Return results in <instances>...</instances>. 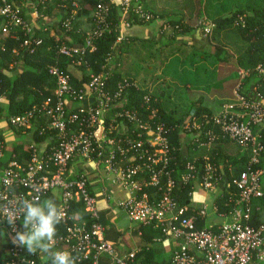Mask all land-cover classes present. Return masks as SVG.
Returning a JSON list of instances; mask_svg holds the SVG:
<instances>
[{"label":"built area","instance_id":"built-area-1","mask_svg":"<svg viewBox=\"0 0 264 264\" xmlns=\"http://www.w3.org/2000/svg\"><path fill=\"white\" fill-rule=\"evenodd\" d=\"M37 3L46 5L52 0H37ZM74 6L79 8L77 3ZM73 12L72 17L63 22L66 33L73 30L77 11ZM119 13L121 22L117 25L105 0H98L93 14L95 27L85 35L84 45L63 42L59 48L62 55L73 58L80 65L87 64V53L95 51V42L113 27L119 31L102 70L90 75L86 88H75L65 71L52 65L49 74L56 84L53 93L0 125V164L6 155L9 132L32 135L37 128L41 129V134L51 132L46 141L36 144L33 140L34 143L29 144L28 159L20 160L18 154H11L7 165L0 170V203L15 194L31 197L36 189L42 198L58 191L59 204L65 212L61 223L65 233L57 236L56 244L66 245L77 257V264L91 257L96 264L102 254L112 257L115 264H132L137 255L135 251L120 256L104 238L98 200L91 195V182L85 171L89 165L99 171L106 185H120L125 189L127 196L118 205L134 227L159 229L163 236L178 242L171 264H264V222L257 226L252 224L254 200L264 198V169L257 168L264 161V96L256 89L254 97L243 92L249 73L238 68L234 98L224 103L216 114L205 116L211 123L209 127L197 121L192 125L170 126L162 118L157 97L150 94L140 97L141 100L127 97L128 89H139L135 81L124 79L116 91L108 89L107 80L118 65L115 64L117 46L126 41L122 29L136 25V19L143 23L160 20L139 0H120ZM35 14L40 17L37 5ZM0 18L4 21L5 37L18 40L19 33H24L22 47L42 45V39L32 37L31 25L14 2L0 0ZM168 28L170 24L164 23L162 30ZM257 71L264 78V68L259 66ZM176 129L191 136L184 144L198 154L189 159L179 180L175 176L178 172L175 154L184 145L172 143L171 134ZM220 141H230L243 151H249L250 160L232 182L225 184L226 189L231 186L237 189L236 198L232 200L235 203L233 211L221 214L215 206V211L225 220L198 227L199 219L208 218V201L214 198L216 186L224 182L209 155ZM201 156L203 169L197 166ZM98 161L101 166H97ZM178 181L192 184L190 198L194 188L199 186L206 199L199 206H180L174 193ZM152 195L154 200L150 199ZM76 203H83L85 211L91 215L90 225L75 211ZM0 226L12 233L21 228L22 218L10 226L0 217ZM32 260L35 264H43L12 246L0 264H30Z\"/></svg>","mask_w":264,"mask_h":264},{"label":"trees","instance_id":"trees-1","mask_svg":"<svg viewBox=\"0 0 264 264\" xmlns=\"http://www.w3.org/2000/svg\"><path fill=\"white\" fill-rule=\"evenodd\" d=\"M9 1L19 6V3L24 0ZM33 1L38 6L41 15L51 19L52 22L49 25L50 29L48 31L41 34L33 33V38L42 39L43 42L41 46L35 48L22 47V43L25 39L24 33H19L20 38L18 40L5 37L2 31L4 21L0 18V97L3 95L7 97L6 103L0 104V125L4 121L9 120L11 116L23 114L25 111L32 108L33 105L40 103L45 97L53 93L56 84L49 74V68L52 65L60 66L75 88H86L90 80V75L92 73H99L102 70V66L106 63L107 54L111 51V48L115 45L120 35L115 27H113L110 32L103 34L98 41L95 42V51L87 53V64L82 63V65H80L73 58L62 55L59 52V48L63 42L69 45H84L87 31L83 29L82 22L87 19L90 21L92 28L95 27L93 14L97 8L98 0H52V3H47L46 5L38 4L37 0ZM139 1L143 3V0ZM207 1L210 3L211 9L217 5L212 3L213 0ZM105 2L111 9L114 24L119 25L121 22V17L119 15L120 0H105ZM202 2L203 0H196L192 6V10L194 9L197 13L198 20L201 18L200 15L202 14ZM75 3H77L79 8L76 9L74 6ZM217 9H219L220 12L222 10V8ZM75 10L77 13L75 15L76 20L73 21V30L66 33L63 28V22L66 18L72 17L73 11ZM149 10L162 18L158 13L151 9ZM23 17L27 22L24 14ZM126 18L129 20L131 16H127ZM201 20L202 19H200V26L204 25L203 22H206L207 19H203V22ZM165 23L170 24V27L174 28L176 31L187 29V24L182 20L165 21ZM140 24L144 23L136 19V25ZM212 24L214 28L206 37L209 38L207 39L209 43L213 45L212 56L215 58L216 62L221 63L227 62L233 58L236 59L237 66L245 69L249 73L247 79L244 81L243 92L250 93L251 96L254 97L253 93L256 89L257 92L264 96V78L261 77L257 71L259 66L264 68V0H254V2H249L248 0L246 5L234 4L231 12L219 15V17L213 20ZM123 46H125L124 41L117 46L118 55H115V64L119 62V54ZM119 70L118 65L114 66L107 80V86L111 92L116 91L119 83L124 79L133 80L124 77ZM126 94L127 97H139L140 99V97H144L145 94L150 93L139 87V89H128ZM150 95L154 97L153 94ZM161 103L157 102V106L161 111L162 118L172 127L179 124L182 126L186 124L192 125L194 121H197L204 127H209V125H211V123L205 119V116L213 115L211 110L207 107H201L200 105L192 108L186 117L178 120L175 119L172 114L163 112ZM40 131L41 129L37 128L31 135V138L36 144L46 141L51 135L49 131L43 134L39 133ZM171 135L173 144L177 145L181 142L184 145L183 149L175 154L177 163L176 168L178 171L175 176L179 180L180 173L184 171L189 159H194L198 154L184 144L188 141V134L186 132L182 130L178 132L176 129ZM229 143L231 142L220 141L214 145V148L209 153L212 163L216 165L222 173L225 183L232 182L233 179L246 168L250 160L249 151L241 152L234 158L226 155L225 150ZM239 148L242 149L241 147ZM12 153L18 154L20 160L23 158L28 159L31 150L28 144L13 145L10 149L6 150L5 158L0 164V170L7 165ZM198 160V168L203 169L202 156ZM97 166H101L100 161L97 162ZM257 168L264 169V161L261 165L257 166ZM89 179L91 180V178ZM101 184L105 189V185H103V183ZM89 190L91 195L96 197L94 185L90 184ZM191 192L192 184L185 185L181 181H178L174 193L180 206L189 205ZM236 193L237 189L231 186L228 189L224 188L220 195L215 198V206L219 213L229 214L233 211L235 203L232 202V200L236 198ZM102 196L106 199L107 193ZM258 207L263 210L264 198L254 200V219L252 224L255 226L263 223L261 219L262 213L258 210ZM75 208L80 218L90 225L92 223L91 215L85 211L84 204L76 203ZM2 228L5 229L0 226V229ZM157 230L161 233L159 229ZM63 233H65V228L60 224L57 229V236ZM8 244V248L13 246L11 241ZM56 247L67 249V246L62 243L56 244ZM143 250L144 251H140L136 255L135 261L132 264H135L137 256L142 254L146 255V250ZM2 259L3 257L0 256V261ZM37 260L40 261V259ZM148 261L149 258L145 256L143 264H148ZM81 264H94V260L91 257Z\"/></svg>","mask_w":264,"mask_h":264},{"label":"crops","instance_id":"crops-1","mask_svg":"<svg viewBox=\"0 0 264 264\" xmlns=\"http://www.w3.org/2000/svg\"><path fill=\"white\" fill-rule=\"evenodd\" d=\"M164 1L166 3L169 1L168 4L170 5H167L168 7L164 6ZM176 2L178 0H172V3L171 0H143L148 9L158 13L162 18L158 21L134 25L129 29H122L121 32L126 37V41L119 54V72L124 77L133 79L141 89L157 97L158 102H162L161 106L165 113L171 111H169L170 108L167 106L165 97H192L189 100L188 109L201 105V107H207L213 114H216L224 103L234 98L238 78L236 75L234 77V73H232L233 79L226 74L227 70L230 71L232 67V61L228 60L216 64V60L212 56L213 45L209 43L207 40L209 38L206 36L209 31L212 32V29H209L208 26L214 27L212 22L216 18L212 20L208 17L209 24L204 28V25L200 26V22H197L198 17L197 13H194V9L192 10V2L188 6L185 3V8L184 4L177 5ZM19 6L34 34H41L50 29L51 19L42 16L41 13L40 17L37 18L35 14L36 4L33 0H25L19 3ZM188 7L190 10H186ZM179 20L187 24V29L183 31L175 30V32L162 30L165 21ZM200 53L203 54L201 57L198 56ZM193 56L206 64L211 61L216 66L219 65L218 69L220 71H217L219 78L212 80V83H208L206 80L189 79L181 84L175 80L176 78L165 72L181 68V65H186L184 68L194 69L195 66L191 64V57ZM204 97L208 98L205 99ZM219 97L220 99H218ZM6 98L5 95L1 96L0 104H5ZM174 112L176 114V111ZM184 117L186 116L183 115L181 119ZM7 139V149H10L13 145L34 143L31 134L28 133L9 132ZM225 152L226 155L233 158L236 156L229 152L228 145ZM85 171L88 172V177L91 178L90 182L94 185V192L98 198L97 207L105 228L104 238L116 248L117 253L120 256L133 251L138 254L145 249L146 255L137 256L135 264H143L145 256L149 258L148 264H171L172 255L178 242L163 236L155 228L134 227L118 205L119 201L127 196L125 189L120 185H106L107 183L100 179L99 171L89 165L85 167ZM101 183L105 185L106 190ZM225 184V182H220L216 186L214 198L208 201L210 207L208 218L199 219L198 225L201 224L199 227L212 226L225 220L215 211L214 202L215 198L224 190ZM262 188L264 190V175L262 176ZM105 193H107L106 199L102 196ZM59 194L58 191H54L49 197L55 198L59 204ZM150 199L154 200V195ZM205 199V193L199 186H196L189 205L199 206ZM258 210L262 213L261 219L263 221L264 208L262 210L258 207ZM3 230L7 233L6 228ZM10 241L7 235L0 239V256L3 258L8 256L10 249L8 243ZM96 264H115V261L112 257L102 254Z\"/></svg>","mask_w":264,"mask_h":264},{"label":"clouds","instance_id":"clouds-1","mask_svg":"<svg viewBox=\"0 0 264 264\" xmlns=\"http://www.w3.org/2000/svg\"><path fill=\"white\" fill-rule=\"evenodd\" d=\"M0 217L10 226L22 218L20 229L12 233L0 229V239L7 235L13 246L28 257L41 259L43 264H77V257L71 251L56 247L57 229L65 212L55 198H42L39 189L31 197L15 194L0 203ZM30 264H35V260Z\"/></svg>","mask_w":264,"mask_h":264},{"label":"rangeland","instance_id":"rangeland-1","mask_svg":"<svg viewBox=\"0 0 264 264\" xmlns=\"http://www.w3.org/2000/svg\"><path fill=\"white\" fill-rule=\"evenodd\" d=\"M195 1L196 0H181L179 2V0H178V2H176V3H177V5L184 4V8H185V3H187L186 6H188L189 3H191V2L193 5V3ZM247 1L248 0H213L212 3L217 4V5H215L213 7V9H211L210 3H208L207 0H203V2L201 4L202 5L201 6L202 14L200 15L201 18L200 17L199 18L202 19L201 20L202 22H203V19H207L208 17L213 20L214 18L219 17V15L228 14L229 12H231L232 6L234 4L246 5ZM249 2H254V0H249ZM168 3H170V2L168 1ZM168 3H166V1H164L163 4H164V6L168 7L167 5H170ZM171 3H172V0H171ZM172 6H174V5L172 4ZM177 7L179 8V6H177ZM215 7L222 8L221 12L219 11V9H217ZM186 10H190V8L188 7V9H186ZM194 13H196V11H194ZM200 19L197 20V22H200ZM209 21L210 20L207 19L206 22H203L204 28L207 27V25L209 24ZM82 27L87 32L89 30H91V28H92L90 21H88L87 19L82 22ZM208 28L213 29L214 27L208 26ZM168 31L169 32L170 31L175 32L174 28H172V27L168 28L167 32ZM202 55H201V53L198 54L199 57H201ZM231 61H232V67H231L230 71L227 70L226 74L229 75L230 77H232V79H233L232 73H234V77L236 75V77L239 80V77L237 74V67H238L237 61L234 58L231 59ZM194 63H195V65H194ZM191 64H192V66H195L194 69L193 68L192 69L187 68V67L184 68L186 65H181V68H177V69L175 68L172 71L167 70L165 72L169 73L170 74L169 76H173L174 78H176L175 80L179 81V83H181V84H182V82H185L189 79L206 80L208 83H212V80L219 78V73H217V71H220L218 69L219 65L216 66L211 61H209L206 64L205 62H201L200 59L199 60L195 59V56L191 57ZM216 64H217V62H216ZM190 98H192V97H165V99L167 100V106H168V108H170L169 111L171 110L169 112V114H172L174 116V118L178 119V120H180L183 115L186 116L191 110V109H188V103H189ZM204 98L207 99L208 97H204ZM218 99H220V97ZM218 99H217V101H219ZM172 110L176 111V114ZM190 137L191 136L187 135L188 140L190 139ZM228 150L230 153H232L234 155H238L239 153H241L243 151L242 149H240L239 147H237V145H235L233 143L228 144ZM263 222H264V218H263Z\"/></svg>","mask_w":264,"mask_h":264}]
</instances>
